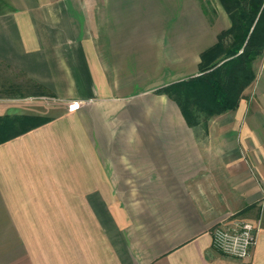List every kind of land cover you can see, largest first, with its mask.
I'll list each match as a JSON object with an SVG mask.
<instances>
[{
    "label": "crops",
    "instance_id": "crops-1",
    "mask_svg": "<svg viewBox=\"0 0 264 264\" xmlns=\"http://www.w3.org/2000/svg\"><path fill=\"white\" fill-rule=\"evenodd\" d=\"M213 1L0 0V63L67 105L0 143V264H264V53L204 137L155 94L220 58ZM236 213L244 260L212 247Z\"/></svg>",
    "mask_w": 264,
    "mask_h": 264
},
{
    "label": "trees",
    "instance_id": "trees-1",
    "mask_svg": "<svg viewBox=\"0 0 264 264\" xmlns=\"http://www.w3.org/2000/svg\"><path fill=\"white\" fill-rule=\"evenodd\" d=\"M218 2L231 25L217 35L216 45L202 56V60L208 55L219 54L220 58L200 68L197 76L155 91L178 105L190 127L196 124L194 112L211 118L236 110L243 90L255 78L253 62L264 53V0ZM201 6L208 16L202 2ZM28 118L23 116L22 121L27 122ZM17 121L11 119L0 123V143L43 122L36 119L34 124L14 130Z\"/></svg>",
    "mask_w": 264,
    "mask_h": 264
},
{
    "label": "rangeland",
    "instance_id": "rangeland-1",
    "mask_svg": "<svg viewBox=\"0 0 264 264\" xmlns=\"http://www.w3.org/2000/svg\"><path fill=\"white\" fill-rule=\"evenodd\" d=\"M201 2L208 13V16H206L207 19L211 23L215 22L218 15L214 1L198 0L199 4H201ZM45 96H47L46 93L41 88L34 85V83H32L24 75L17 73L0 63V118L3 119L0 121V123L11 119L18 120L14 123V130H17L22 126L27 127L31 124H34L36 119L40 121L47 116L55 115L58 112V109L67 107V105L63 106L58 104L56 101L48 99ZM23 116L30 118H28L27 122H23ZM193 116L196 118V124L193 127L194 133L201 137L206 136L208 134L207 124L212 117L207 118L203 113L197 112H194ZM242 222L252 223V226L255 227L256 244L258 232L260 230V224L258 220H249L246 219V217L241 213H236L221 219L216 227L225 224L237 228ZM255 244L252 246V249Z\"/></svg>",
    "mask_w": 264,
    "mask_h": 264
},
{
    "label": "built area",
    "instance_id": "built-area-1",
    "mask_svg": "<svg viewBox=\"0 0 264 264\" xmlns=\"http://www.w3.org/2000/svg\"><path fill=\"white\" fill-rule=\"evenodd\" d=\"M255 236L252 223L242 222L237 228L222 224L212 232V247L226 257L244 260L250 255Z\"/></svg>",
    "mask_w": 264,
    "mask_h": 264
}]
</instances>
